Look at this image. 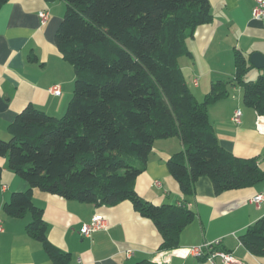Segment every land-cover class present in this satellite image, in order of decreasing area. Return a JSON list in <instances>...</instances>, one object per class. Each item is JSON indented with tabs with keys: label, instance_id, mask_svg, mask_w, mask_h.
<instances>
[{
	"label": "trees",
	"instance_id": "1",
	"mask_svg": "<svg viewBox=\"0 0 264 264\" xmlns=\"http://www.w3.org/2000/svg\"><path fill=\"white\" fill-rule=\"evenodd\" d=\"M9 1L0 0V10ZM61 1L66 11L55 41L76 75L73 97L61 118L28 106L9 125L10 139H0V156H7L9 168L30 186L14 193L4 212L31 215L27 233L55 264H66L70 255L49 241L35 190L96 206L128 202L155 225L160 252L177 250L197 217L190 202L200 178H208L217 194L264 181L256 158L237 157L220 145L208 115L211 105L241 87L245 106L264 116V70L249 80L255 67L236 49L233 77L213 82L200 102L179 59L192 56L187 37L214 20L209 0ZM172 137L183 141L184 150L172 155L167 167L185 199L156 205L140 197L136 182L155 142ZM2 172L0 167V178ZM239 241L264 259V215ZM199 260L206 263L207 255Z\"/></svg>",
	"mask_w": 264,
	"mask_h": 264
},
{
	"label": "crops",
	"instance_id": "2",
	"mask_svg": "<svg viewBox=\"0 0 264 264\" xmlns=\"http://www.w3.org/2000/svg\"><path fill=\"white\" fill-rule=\"evenodd\" d=\"M209 1L214 20L187 37L192 56L179 59L198 100L204 99L216 80L233 77L236 49L249 57L253 53L264 54V18L253 19L255 0ZM44 11L49 13V19L42 25L39 14ZM65 11L61 0H11L0 10L1 140L10 139L9 125L28 106L57 118L68 108L76 75L55 41ZM254 70L258 71H251L254 77L263 73ZM53 86H60V95L50 92ZM238 109L242 111L240 125L232 121ZM208 115L220 145L237 157L256 158L264 171V133L258 129V118L264 123V116L245 106L243 89L233 88L228 97L209 107ZM182 150L184 143L179 137L155 142L146 172L136 182L140 197L156 205H178L184 201L180 186L167 167L168 159ZM0 167V220L4 226L0 233V264H55L43 244L27 233L31 215L14 218L4 212L12 195L30 186L9 168L7 156H0ZM156 181L162 186H156ZM263 190L264 181L251 188L217 194L208 178H200L190 202L197 217L183 231L179 249L221 241L220 249L232 253L239 264H264L263 258L251 254L239 241V236L264 215V201L258 205L254 202ZM33 201L44 211L49 241L70 255L66 264H135L144 259L155 263L165 260L163 264H209L173 251L160 252L161 237L155 225L128 202L96 206L38 190L34 191ZM96 215L108 222V228L84 236L83 226Z\"/></svg>",
	"mask_w": 264,
	"mask_h": 264
},
{
	"label": "built area",
	"instance_id": "3",
	"mask_svg": "<svg viewBox=\"0 0 264 264\" xmlns=\"http://www.w3.org/2000/svg\"><path fill=\"white\" fill-rule=\"evenodd\" d=\"M40 20L42 25L47 23V20L49 19V13L47 11L41 12L39 14ZM264 18V0H255V5L253 8V19L255 20H262ZM195 85H198V80H195ZM50 92L54 95H60L61 94V88L60 86H53L50 88ZM258 129L260 132L264 133V123L261 120V117L258 118ZM233 122L236 125H240L242 122V111L236 110L233 118ZM155 185L158 187H161V182L156 181ZM264 201V190L259 193L255 198L254 202L258 205ZM108 228V222L102 217L96 215L92 222L90 224H86L83 226L81 232L84 236H90L92 233L106 230ZM4 226L3 222L0 220V233L3 231ZM221 244V241H215L211 243H206L200 246L195 247H188V248H182L174 250L173 253H177L180 256L188 257L193 256L196 258H200L203 255H207V262L209 264H239L234 255L230 252L223 251L217 249ZM240 245L242 243L240 242ZM131 256V252H129L128 257ZM165 260H159L158 264H163Z\"/></svg>",
	"mask_w": 264,
	"mask_h": 264
},
{
	"label": "water",
	"instance_id": "4",
	"mask_svg": "<svg viewBox=\"0 0 264 264\" xmlns=\"http://www.w3.org/2000/svg\"><path fill=\"white\" fill-rule=\"evenodd\" d=\"M250 64L258 70H264V54L253 53L250 56Z\"/></svg>",
	"mask_w": 264,
	"mask_h": 264
},
{
	"label": "rangeland",
	"instance_id": "5",
	"mask_svg": "<svg viewBox=\"0 0 264 264\" xmlns=\"http://www.w3.org/2000/svg\"><path fill=\"white\" fill-rule=\"evenodd\" d=\"M253 71V73L252 74H257L258 73V71L257 70H252ZM252 74L249 76V80H251V81H255V80H257L258 79V77L259 76H256V77H254V76H252ZM251 77V78H250ZM252 77H253V79H252ZM191 89V88H190ZM194 93V92H193ZM195 94V93H194ZM200 102L201 101H203V99L202 100H199ZM63 117V116H62Z\"/></svg>",
	"mask_w": 264,
	"mask_h": 264
}]
</instances>
